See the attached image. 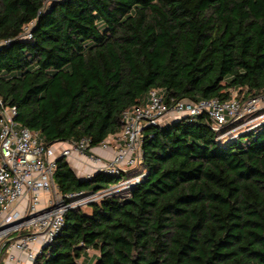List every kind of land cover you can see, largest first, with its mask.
<instances>
[{"label": "trees", "instance_id": "trees-1", "mask_svg": "<svg viewBox=\"0 0 264 264\" xmlns=\"http://www.w3.org/2000/svg\"><path fill=\"white\" fill-rule=\"evenodd\" d=\"M0 41V100L47 146L97 147L154 88L168 104L264 92V0H0ZM233 126L150 124L116 174L80 178L58 157L62 193L139 177L67 210L33 264H264V122Z\"/></svg>", "mask_w": 264, "mask_h": 264}, {"label": "built area", "instance_id": "built-area-1", "mask_svg": "<svg viewBox=\"0 0 264 264\" xmlns=\"http://www.w3.org/2000/svg\"><path fill=\"white\" fill-rule=\"evenodd\" d=\"M22 37H30L29 26L24 28ZM146 103L122 112L123 128L109 134L97 146L101 149L114 146L112 157L103 159L93 154L91 148L86 149V138L68 141L59 150L56 143L47 146L36 132L18 121L16 106L4 105L0 100V252L5 251L7 261L33 264L36 254L50 245L62 229L67 210L83 208L117 188L129 186L139 177L123 179L116 186L98 192L62 193L53 180L58 157L89 158L92 172L85 177L99 170L116 174L138 165L142 157V130L150 124H162L166 116L175 119L205 113L213 130L234 125L223 134L230 137L236 136L233 133L239 128L249 130L264 122V92L238 97L236 90H232L227 100L181 99L168 104L163 102L161 91L154 88L148 92ZM17 253L22 254L23 260Z\"/></svg>", "mask_w": 264, "mask_h": 264}, {"label": "crops", "instance_id": "crops-1", "mask_svg": "<svg viewBox=\"0 0 264 264\" xmlns=\"http://www.w3.org/2000/svg\"><path fill=\"white\" fill-rule=\"evenodd\" d=\"M172 120L170 116H166L164 122H168ZM68 143V141L65 142H61V143H56L55 144V148L57 150L62 149L66 146V144ZM114 146L111 145L110 147L106 148V149H101V148H91V151L93 154H95L96 156H100L103 159H109L110 157H112V153H113V148ZM71 159L68 160V163L70 165V167L72 168L73 171H75L76 175L80 178H83L86 174L91 173L92 172V162L89 160V158L84 157V156H73L70 157ZM17 256L21 257V259L23 260L24 257H22V254H18ZM0 264H11L9 261L6 260L5 257V251L3 250L0 254Z\"/></svg>", "mask_w": 264, "mask_h": 264}, {"label": "rangeland", "instance_id": "rangeland-1", "mask_svg": "<svg viewBox=\"0 0 264 264\" xmlns=\"http://www.w3.org/2000/svg\"><path fill=\"white\" fill-rule=\"evenodd\" d=\"M162 124H164V123H162ZM236 131H246V130H245V127H242V128L237 129ZM242 139H244V137H242ZM66 159L70 160L71 158L70 157H66ZM83 209L85 211L89 212V207L84 206ZM87 253L89 255H91V254L95 255V253L92 250H88Z\"/></svg>", "mask_w": 264, "mask_h": 264}, {"label": "water", "instance_id": "water-1", "mask_svg": "<svg viewBox=\"0 0 264 264\" xmlns=\"http://www.w3.org/2000/svg\"><path fill=\"white\" fill-rule=\"evenodd\" d=\"M46 247H47V245L43 246L42 249H43V248H46Z\"/></svg>", "mask_w": 264, "mask_h": 264}]
</instances>
